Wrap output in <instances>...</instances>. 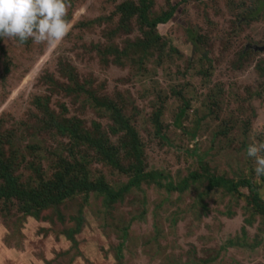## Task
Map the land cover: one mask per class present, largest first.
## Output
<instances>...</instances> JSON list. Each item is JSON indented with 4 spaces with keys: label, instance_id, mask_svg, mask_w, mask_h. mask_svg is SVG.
Returning <instances> with one entry per match:
<instances>
[{
    "label": "rangeland",
    "instance_id": "1",
    "mask_svg": "<svg viewBox=\"0 0 264 264\" xmlns=\"http://www.w3.org/2000/svg\"><path fill=\"white\" fill-rule=\"evenodd\" d=\"M125 1L66 0L54 47L0 42V160L33 193L0 199V264H264V177L246 155L264 142V0H187L155 28ZM148 1L153 19L180 0ZM136 159L179 191L156 178L32 203L55 172L116 192Z\"/></svg>",
    "mask_w": 264,
    "mask_h": 264
},
{
    "label": "trees",
    "instance_id": "2",
    "mask_svg": "<svg viewBox=\"0 0 264 264\" xmlns=\"http://www.w3.org/2000/svg\"><path fill=\"white\" fill-rule=\"evenodd\" d=\"M187 0H180L179 3L175 4V6H170L167 11H165L163 14H161L159 17L151 19L149 17V10L151 8V3L148 0H135L133 1H125L122 2L117 6V9L120 13L126 15L127 17L136 15L140 24H143L147 28H155L157 25L160 26H168V25H175L174 23V17L178 15V10L186 3ZM196 1V0H195ZM255 19V18H253ZM250 20V19H249ZM186 34L188 41L192 46L195 45V34L191 31V29L186 28ZM1 42V40H0ZM115 123L119 125L120 130L124 132L125 134L129 135L131 142H136V136L132 129L128 127L126 124L124 118L119 112H115L114 117ZM155 128L157 132L160 129L158 120H154ZM96 148H99L100 145L97 144L95 146ZM106 159L111 161L110 157L105 153L101 152ZM137 164L133 168L134 170V176L133 178L128 181L127 185L119 189L118 191L114 192L110 190L108 187H106L102 183H96L92 184L87 183L85 179L87 178L86 172L82 170L80 174L74 175L72 172L65 171L64 173L61 172H55L52 179L46 183V186L43 188L46 190V196L41 198L40 200H33V204L38 207H44V206H50L54 205L58 202L63 201V199L72 193H74L77 190L80 191H89V192H97L106 195L110 199H116L119 198L121 194L129 191L131 188L138 185V183L144 179H151L154 180L158 178L156 182L157 187H162L164 184L162 183V180H164V177H161L156 174H144L143 173V167L142 162L140 159H136ZM71 175L73 176L72 179H70ZM0 181L2 182V186L0 187V199L1 198H23L26 195L33 196L32 192H26L24 190H21L18 187L17 181L15 180L10 166L5 164L0 160ZM66 181L70 182L71 184H74L71 188L66 189L65 183ZM164 187L168 191H179L178 186H174L171 182H168L164 185ZM5 189H7L5 191ZM256 198L259 199V196L256 195Z\"/></svg>",
    "mask_w": 264,
    "mask_h": 264
},
{
    "label": "clouds",
    "instance_id": "3",
    "mask_svg": "<svg viewBox=\"0 0 264 264\" xmlns=\"http://www.w3.org/2000/svg\"><path fill=\"white\" fill-rule=\"evenodd\" d=\"M66 12V0H0V40L22 44L30 38L54 47L70 30ZM246 155L254 159L255 175L264 177V142L249 144Z\"/></svg>",
    "mask_w": 264,
    "mask_h": 264
}]
</instances>
